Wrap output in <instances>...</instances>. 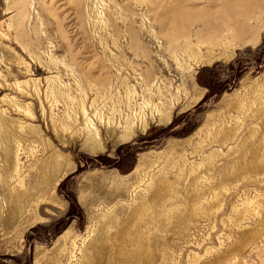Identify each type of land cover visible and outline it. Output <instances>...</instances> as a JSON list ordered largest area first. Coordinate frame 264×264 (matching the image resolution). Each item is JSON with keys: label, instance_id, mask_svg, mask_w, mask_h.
Here are the masks:
<instances>
[{"label": "rangeland", "instance_id": "obj_1", "mask_svg": "<svg viewBox=\"0 0 264 264\" xmlns=\"http://www.w3.org/2000/svg\"><path fill=\"white\" fill-rule=\"evenodd\" d=\"M0 264H264V0H0Z\"/></svg>", "mask_w": 264, "mask_h": 264}, {"label": "bare ground", "instance_id": "obj_2", "mask_svg": "<svg viewBox=\"0 0 264 264\" xmlns=\"http://www.w3.org/2000/svg\"><path fill=\"white\" fill-rule=\"evenodd\" d=\"M130 108H131V105H128L127 112L130 111ZM170 117L171 115H169L168 113H162L161 111H157L156 115H152V119L154 118L155 122H157L158 124L169 123ZM126 119L128 120V117H126ZM86 126H87V133L84 138V149L86 151H89L90 153H96L98 151H103L104 146L100 138L98 129L94 128V126L90 124V121L89 123H87ZM147 128H148V122L145 120L144 117H141L140 121L135 126H133V122L130 123L128 121L127 124L121 130L119 136H117L115 143L126 142L137 134L138 129L145 131ZM114 130L115 128H112L111 130L112 136H113ZM57 157L58 156L56 155L52 156V161L54 164L62 167L64 163H62L59 159H57Z\"/></svg>", "mask_w": 264, "mask_h": 264}]
</instances>
